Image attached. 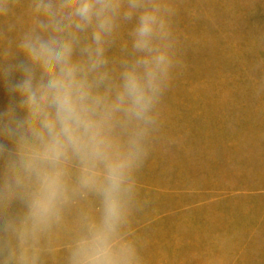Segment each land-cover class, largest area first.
<instances>
[{
	"label": "rangeland",
	"instance_id": "rangeland-1",
	"mask_svg": "<svg viewBox=\"0 0 264 264\" xmlns=\"http://www.w3.org/2000/svg\"><path fill=\"white\" fill-rule=\"evenodd\" d=\"M35 3L0 0V264H70L76 240L102 213L100 195L79 187L73 158L67 199L35 225V182L16 185L10 170L32 142L21 97L9 89L22 79L18 65L41 75L19 47L46 19ZM144 4L164 20L167 37L155 43L172 63L150 122L117 114L113 134L123 148L140 134L119 236L133 250V264H264V0ZM138 14L116 17L100 93L114 96L125 65L141 55L132 47ZM92 33H78L74 60L86 61L81 48Z\"/></svg>",
	"mask_w": 264,
	"mask_h": 264
},
{
	"label": "clouds",
	"instance_id": "clouds-1",
	"mask_svg": "<svg viewBox=\"0 0 264 264\" xmlns=\"http://www.w3.org/2000/svg\"><path fill=\"white\" fill-rule=\"evenodd\" d=\"M35 12L46 19L37 20L38 31L27 34L19 47L41 75L37 80L31 68L18 65L22 79L9 89L21 97L19 107L27 114L32 138L19 162L10 165L14 182L34 180L30 209L39 225L67 199V165L78 160L79 187L100 195L102 213L76 240L70 264H133L134 252L121 240L118 226L129 172L140 154V134L123 148L113 133L118 113L127 121L150 122L149 113L172 63L155 43L167 37L164 20L144 0H127L126 8L120 0H36ZM137 13L132 47L141 55L125 65L114 96L111 89L100 93L107 79L100 72L106 64L105 45L116 17L128 20ZM89 27L92 43L81 48L87 59L74 60L78 33ZM17 129L8 132L15 135Z\"/></svg>",
	"mask_w": 264,
	"mask_h": 264
}]
</instances>
